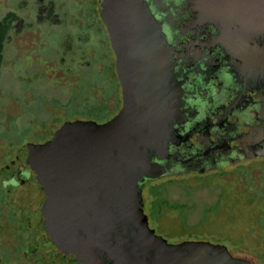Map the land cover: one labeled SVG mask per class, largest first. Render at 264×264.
<instances>
[{
    "label": "flooded vegetation",
    "instance_id": "1",
    "mask_svg": "<svg viewBox=\"0 0 264 264\" xmlns=\"http://www.w3.org/2000/svg\"><path fill=\"white\" fill-rule=\"evenodd\" d=\"M99 1L73 0L70 22L84 45L78 51L96 56L100 105L108 114L97 124L121 112L125 89L133 122L123 132L144 133L128 135L129 161L121 180L107 181L81 203L67 220L71 231L61 234L58 226L51 236L37 237L36 263L25 256L34 235L9 199L23 229L20 253L27 264H153L165 245L208 243H169L157 234L151 206L158 196L149 189L209 176L225 180L232 168L264 162V34L241 37L216 15L210 0H144L157 37L152 40V29L150 39L140 31L133 49L121 57ZM63 5L61 0H29V7L25 3L1 22L0 34L9 42L18 37L21 50L30 49L41 41L40 27L51 31L68 24ZM70 38L67 34L66 41ZM138 162L145 166L141 178L135 188H127Z\"/></svg>",
    "mask_w": 264,
    "mask_h": 264
},
{
    "label": "rangeland",
    "instance_id": "2",
    "mask_svg": "<svg viewBox=\"0 0 264 264\" xmlns=\"http://www.w3.org/2000/svg\"><path fill=\"white\" fill-rule=\"evenodd\" d=\"M61 1L68 24L51 31L40 27L41 41L30 49L21 50L18 37L9 42L7 35L0 34V168L23 145L47 141L67 122L97 124L108 117L100 105L96 56L83 57L78 51L84 45L79 44L78 30L70 23L76 4ZM25 3L29 7V0H0V24ZM67 34L71 38L66 41ZM90 41L94 46L96 38ZM229 172L225 180L209 176L150 188L158 196L151 206L157 223L154 229L169 243L207 241L225 247L232 258L264 264V162ZM7 202L0 179V203ZM5 212L6 218L13 215ZM0 226L4 228L0 231L2 250L15 244L19 230L15 224L8 227L3 217ZM18 241L21 246L24 239L18 237Z\"/></svg>",
    "mask_w": 264,
    "mask_h": 264
},
{
    "label": "water",
    "instance_id": "3",
    "mask_svg": "<svg viewBox=\"0 0 264 264\" xmlns=\"http://www.w3.org/2000/svg\"><path fill=\"white\" fill-rule=\"evenodd\" d=\"M210 1L214 3L216 15L241 37L251 40L264 34V0ZM100 3L113 49L120 50L121 57L133 49L140 31L144 38L150 39L152 29V40L157 37L155 23L151 21L144 0H101L99 6ZM130 103L124 89V107L109 122L103 125L67 122L49 141L23 145L14 158L0 168L4 190L19 218L34 235L25 250L29 262L36 263L33 253L40 244L36 239L42 232L51 236L50 232L56 231L58 226L60 233L71 231L67 220L76 214L81 203L107 181L117 183L121 180L120 173L129 161L128 135L138 137L144 133L123 132L133 122ZM137 165L139 167L126 179L127 188H135L141 178L145 166L139 162ZM153 264L249 263L232 258L221 245L186 243L165 245Z\"/></svg>",
    "mask_w": 264,
    "mask_h": 264
},
{
    "label": "trees",
    "instance_id": "4",
    "mask_svg": "<svg viewBox=\"0 0 264 264\" xmlns=\"http://www.w3.org/2000/svg\"><path fill=\"white\" fill-rule=\"evenodd\" d=\"M6 192V191H5ZM8 195V194H7ZM9 198V196H8ZM9 207V208H7ZM5 210H8L11 212H13V215L10 214V218H6L4 217V215L2 214H6ZM0 217L7 219V225L8 227H12V225H16L18 228V232L17 235H13L14 236V240H15V244L13 246H9V247H4L2 250H0V264H10V263H17V264H27L23 261L21 253H20V244L18 243V237L19 238H23L22 234H23V229L21 227L20 221L17 218V214L14 210V208L10 205V202L7 203H0ZM7 227V228H8ZM14 228V227H13ZM4 228H2L0 226V231L3 230ZM17 239V240H16Z\"/></svg>",
    "mask_w": 264,
    "mask_h": 264
}]
</instances>
